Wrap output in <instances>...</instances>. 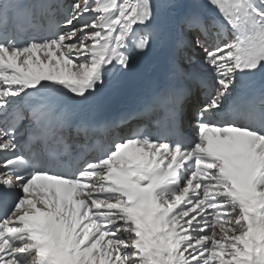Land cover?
<instances>
[{
  "label": "snow or ice",
  "instance_id": "obj_1",
  "mask_svg": "<svg viewBox=\"0 0 264 264\" xmlns=\"http://www.w3.org/2000/svg\"><path fill=\"white\" fill-rule=\"evenodd\" d=\"M24 7L0 0V264H264V0ZM162 40L195 89L155 129L70 119Z\"/></svg>",
  "mask_w": 264,
  "mask_h": 264
},
{
  "label": "bare ground",
  "instance_id": "obj_2",
  "mask_svg": "<svg viewBox=\"0 0 264 264\" xmlns=\"http://www.w3.org/2000/svg\"><path fill=\"white\" fill-rule=\"evenodd\" d=\"M175 2L176 3H178V4H180V5H183V6H187V5H189L190 3H191V0H175ZM201 2L202 3H206V0H201ZM182 9H180V8H178V9H175V10H173V11H175L177 14L181 11ZM176 18H178V15H177V17ZM58 22V21H57ZM58 23H60V25H61V31H67L68 29L67 28H64L62 25H63V18H60L59 17V22ZM190 55H192V57H197V58H199V54L198 53H190ZM141 60V58H139V60H138V56L136 55V56H134L133 57V59H132V63L131 64H133V66H138L139 64H134V63H136L137 61H140ZM130 64V65H131ZM182 64V67L184 68V69H187V70H195L196 69V67H195V64H190V65H184L183 63H181ZM192 101V100H191ZM191 101H190V103H191Z\"/></svg>",
  "mask_w": 264,
  "mask_h": 264
}]
</instances>
